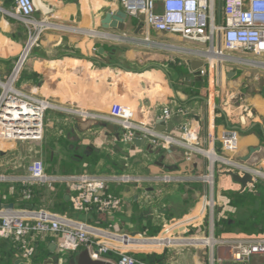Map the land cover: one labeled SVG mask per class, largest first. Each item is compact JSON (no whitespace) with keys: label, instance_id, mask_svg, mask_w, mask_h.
Instances as JSON below:
<instances>
[{"label":"crops","instance_id":"0c3cea01","mask_svg":"<svg viewBox=\"0 0 264 264\" xmlns=\"http://www.w3.org/2000/svg\"><path fill=\"white\" fill-rule=\"evenodd\" d=\"M33 1V18L37 21L45 18L50 25L44 26L33 42L15 85L23 92L47 98L54 106L45 111L40 142L0 143V172L9 178L0 181V205L11 203L12 207L22 208L20 197L14 194L15 185L19 183L10 180L28 174L32 153H42V145H65L67 155L76 154L77 157L66 162L62 174H59L58 165L44 167L41 160L47 174H82L87 172L84 165L92 163L95 167H111L96 175H121L109 171H121L115 163L126 159L134 173L125 174L136 178L126 183H109L106 192L121 199L116 210L99 212L92 208L70 212L67 218L79 224L150 239L156 237L163 226L187 217L192 220L184 228L173 229L169 235L172 239H245L264 235V177L253 175V181L243 187L223 173L233 167L236 169L233 164L248 169L261 168L264 161V91L249 90L246 83L237 88L231 78L233 75L221 78L219 65L214 66L217 114L212 120L206 102L207 78L199 73L200 67L191 68V61L203 60L198 53L203 45L184 41L177 35L148 30L128 16L123 30H103L99 27V19L104 11L122 9L113 0ZM13 7V0H0V80L8 76L12 60L26 38L23 26L6 12L13 11ZM92 29L99 34L90 36ZM139 31L145 36L137 37ZM161 35L169 37V43L159 41ZM151 36L154 38L150 39ZM135 38L143 44L135 45ZM100 47L102 52H99ZM166 51H174L177 55L169 56ZM112 101L132 106L141 121L154 128L161 109H171L175 114L167 123L173 124L172 130L187 123L197 131L199 144L205 149L210 148L209 133L212 131L213 150L226 162L211 150L215 158L205 153L209 158L197 154L191 155L189 160L186 159L188 152L179 146L169 150L156 147L155 152L156 148L146 140L132 148L134 137L123 140L120 129L116 132L107 128L108 121L82 117L70 111L84 107L89 113L101 115ZM177 108L181 111L177 112ZM228 127L238 132L235 152L223 150L220 144V132ZM209 167L211 179L206 181L203 174ZM63 185L62 194L66 199L68 193ZM215 199L220 202L217 212L212 208ZM51 201L49 206H52ZM207 201L211 202V207L205 206ZM57 240L58 236L51 233L29 238L33 251L45 253L48 248V253L42 254V264H74L72 257L76 252H59ZM181 240L162 247L151 240H143L137 251L146 257L141 264H211L210 259L221 253L206 245H188ZM52 244L55 246L51 251ZM31 256L23 257L11 241L0 238V264H40L38 258ZM105 257L113 259L115 255L108 253ZM254 258L264 256H254L250 261Z\"/></svg>","mask_w":264,"mask_h":264},{"label":"built area","instance_id":"2783aa9c","mask_svg":"<svg viewBox=\"0 0 264 264\" xmlns=\"http://www.w3.org/2000/svg\"><path fill=\"white\" fill-rule=\"evenodd\" d=\"M113 1L119 3L126 16L136 19L148 30L177 35L184 41L196 42L204 46L198 51L200 54H206L203 57L204 64L199 68V73L207 78L208 96L206 102L210 106L212 120L217 114L214 101L217 96L213 71L215 62L230 60L264 67V0ZM13 2V11L6 12L24 21L29 35L25 46L17 55L9 75L6 79L0 80V143L5 141H39L43 135L45 111L54 106L47 98L23 92L15 85L33 46V42L30 46L28 43L32 39L35 41L38 38L44 28V25L40 23L48 22V20L44 18L37 21L33 18L35 11L33 0H13ZM29 26H32L34 33L30 32ZM212 52L216 55L213 58L209 55ZM234 52L248 53L252 55V58L233 55ZM8 84L10 85L9 89L6 88ZM70 111L82 117L93 116L115 124L120 129L121 138L125 141L133 139L135 132H139L141 140L148 141L153 147L169 150L172 146H179L187 152L194 150L205 154L206 151L211 150L217 155L213 150L212 131L209 133L210 148L204 151V147L199 144L197 131L187 123H183L175 130L159 131L142 122L137 110L123 102L112 101L106 113L101 115L89 113L84 107H77ZM179 111L181 109L177 108V112ZM173 114L175 112L171 109L162 108L158 120L166 124ZM219 140L223 150L237 151L238 132L236 129L231 127L222 129ZM191 155L192 153L189 151L186 159L189 160ZM217 156L221 160L223 159L219 155ZM224 161L226 162V160ZM233 165L236 166V169L234 167L230 169L240 175L244 171L250 170L256 171L259 176L264 177V161L261 168L257 169ZM209 169L211 171V167ZM8 179L5 173L0 172V181H8ZM134 179L136 178L127 174L50 175L45 172L42 161L36 159L29 165L26 176L16 177L10 181L21 185V195L25 199L32 197L34 186H50L55 182L63 183L66 186L73 210L86 211L94 208L99 212H108L116 210L121 203L120 198L106 192L109 183H126ZM205 206L211 207L212 204L207 201ZM197 217L199 218L198 215ZM191 220L187 217L174 220L163 226L156 237L148 239L140 236L141 239H137L129 234L116 233L109 228L79 224L64 215L42 208L1 206L0 238L11 241L23 257H29L33 253V247L29 242L31 236L56 234L58 236L56 247L59 252H77L86 248L92 257L105 259L113 264H141L134 254L141 249L140 243L143 240H151L159 247L180 239L188 245L209 246L212 250L221 252L210 259L211 264H246L254 256H264V235L245 239H217L214 237L172 239L169 236L173 229L181 226L184 228V225ZM108 253L115 255V258H106Z\"/></svg>","mask_w":264,"mask_h":264},{"label":"rangeland","instance_id":"374dc122","mask_svg":"<svg viewBox=\"0 0 264 264\" xmlns=\"http://www.w3.org/2000/svg\"><path fill=\"white\" fill-rule=\"evenodd\" d=\"M12 17L14 19H16L23 26V29H24V31L26 33V38L24 40V44L21 47V50H22L23 47L25 46V43L27 42L28 35H29V30H28L26 24L24 23V21H21L20 19H18L15 16H12ZM29 27H30V32L31 33H34V31L32 29V26H29ZM20 32L21 33H24L23 31H20ZM142 34L143 33H141V31H139V33L137 34V37L145 36L144 34L143 35ZM19 38H21V37H19ZM151 38H154V37L151 36L150 39ZM155 38H158V37H155ZM17 39H18V37H17ZM158 40L159 41H162V43H165V44L166 43H169V41H170L169 37H167L166 35L159 36V39ZM133 42H134L135 45H142L143 44L141 41L136 40V38H135V40ZM150 45H152V43H150ZM156 46H159V45H156ZM160 47L161 48H165L163 45H161ZM20 51H19V53H20ZM166 52L168 53L167 55H169V56L177 55L174 51L173 52L175 54L173 52H168V51H166ZM232 54L233 55H237V56H241V57L252 58V55H250L248 53L234 52ZM17 55H16V57H17ZM16 57H14V59L12 60V66L14 65V62L16 60ZM252 64L253 63H251L249 65V64H246V63H239L238 61H230V60L225 61L224 60V62L216 61L215 62V68H217L216 66L219 65V69H220L219 77H221V78L222 77L223 78H227L226 77L227 71H236L235 74L231 78L234 81V83L236 84L235 86L237 88H239L240 85L246 83L247 84V88H250L249 90L255 91V90H258V89H262L264 91V67L255 66V65H252ZM11 69H12V67H11ZM11 69H10V71H11ZM10 71H9V73H10ZM9 73H8V75H9ZM0 93H1V89H0ZM43 131H44V128H43ZM42 138H43V135H42ZM40 141L41 140H39V142ZM42 146H43L42 153H40V154L39 153H32L34 155L31 156V159L32 160H34V159L35 160L36 159L42 160L43 163H45V166L44 167L51 168L54 165H56V166L58 165L59 166L58 169H59V171H61V173L59 172V174L64 173V170L66 169L65 168V164H66L67 161H69L71 159V157L72 158H76L77 157L76 154H71V156H68L69 154L67 155V148H66L65 145H63V146H60V145H42ZM151 147L153 148V146H151ZM154 148H156V147H154ZM203 150L206 151L207 149H204L203 148ZM156 151H157V148L155 149V152ZM189 151L192 153L193 156H195L197 154H203V153H199V152L194 151V150H189ZM51 152H52V154H51ZM203 155H205V154H203ZM62 156H63V158H62ZM115 166H117L119 168L118 170H121V171H113L114 170L113 169V170H110L109 173H113V174L115 172H118L119 174H125L127 172L134 173V171L132 170L133 168L131 166V163L130 164L127 163L126 159L118 160L117 163H115ZM84 168H85L84 170L87 171L88 173L95 174L96 175L98 173H100V174L101 173H105V170L106 169H109L111 167L108 166V165H105V166L103 165V166H100V167H95V165H93L92 163H87V164L84 165ZM95 168H98V169H95ZM68 171H66V172H68ZM209 175H210V172H209V168H208V170L203 174V177H205V180L206 181H209L208 180L209 179ZM207 176H208V179H207ZM46 187H49V186H46ZM49 189H50V187H49ZM48 192H49L48 189L45 190L43 192V195L40 197L39 201H41L42 203H44L46 194ZM42 203H41L40 207H43V204ZM219 206H220L219 200L218 199H215L214 200V203H213V206H212V208H214V212H217L218 211ZM61 264H68V262H62ZM69 264H72V263H69ZM247 264H264V258H254L253 261H250Z\"/></svg>","mask_w":264,"mask_h":264},{"label":"water","instance_id":"95a60500","mask_svg":"<svg viewBox=\"0 0 264 264\" xmlns=\"http://www.w3.org/2000/svg\"><path fill=\"white\" fill-rule=\"evenodd\" d=\"M125 18H126V13L122 9H119L115 12L106 10L104 11V14L102 15V17L99 19V27L103 30H107V29H111L113 31L123 30ZM99 52H102V47L99 48ZM205 55L206 54L204 53L200 54L201 57H205ZM203 64H204L203 60H193L191 61V68L195 70L203 66ZM234 74H235L234 71H229L226 73V76L231 77ZM106 126L110 131H116V132L118 131V127L112 123H108L106 124ZM172 128H173V124L171 122L164 124L163 122L158 120L157 124L155 125V129L159 131H162V130L171 131ZM133 140H134L135 145H132V148H134L135 146H138L141 143V136L139 132H135ZM223 173L230 175L233 181L240 183L243 187H245L247 183H251L253 181V175H258L256 171H250V170L244 171L241 175L231 169L223 171ZM65 197L66 199H68L69 195L66 194ZM12 206L13 205L10 203L3 207L11 208ZM0 208H1V205H0ZM53 246L55 245L52 244L50 246L51 251L53 250ZM72 260L74 264H113L112 262L108 260L92 257L86 248L81 249L77 251L76 253H74ZM49 263H52V259H49Z\"/></svg>","mask_w":264,"mask_h":264},{"label":"trees","instance_id":"16d2710c","mask_svg":"<svg viewBox=\"0 0 264 264\" xmlns=\"http://www.w3.org/2000/svg\"><path fill=\"white\" fill-rule=\"evenodd\" d=\"M15 186H16V188H15L14 194L16 196L20 197L21 203L19 206L22 208H30V209L44 208V209H47L49 211H53V212H57L59 214H63L66 217H69L68 216V215H70L69 213L73 212L70 200H66L62 194V191L65 188L63 183L55 182L51 186H49L50 189H49V187H46V186H35V187H33V195L30 199H25L22 197L20 184H16ZM47 189L49 190V192L46 194L44 203H42L41 201H39V199L43 195V192ZM49 200H52L50 202V203H52V206L51 205L49 206V204H48ZM40 202L43 204V207H40V205H41ZM261 218H263V215ZM37 246H38V244H37ZM44 252L45 253L38 252V250L36 249L33 251L31 257L36 258V259L38 258V260H40V264H42V261H43L42 260L43 258H41L42 254L46 255L48 253V248L45 249ZM134 257L139 262L146 261V259H145L146 257L144 254L136 253V254H134Z\"/></svg>","mask_w":264,"mask_h":264},{"label":"bare ground","instance_id":"6f19581e","mask_svg":"<svg viewBox=\"0 0 264 264\" xmlns=\"http://www.w3.org/2000/svg\"><path fill=\"white\" fill-rule=\"evenodd\" d=\"M40 24H41V25H44V26H46V27H48V26L50 25V23H48V22H42V23H40ZM89 33L91 34V36H94V35L97 36V35L99 34V32L94 31V30H90ZM32 42H34L33 39L28 43V46H30V45L32 44ZM26 49H27V48H26ZM210 54H211V58H213V57L216 56L214 52H212V53H210ZM6 88L9 89V88H10V85H9V84L6 85ZM205 153H207L209 156H211V158H215V156H214L212 153H210L209 151H206ZM209 178H210V177H209ZM210 179H211V178H210Z\"/></svg>","mask_w":264,"mask_h":264}]
</instances>
